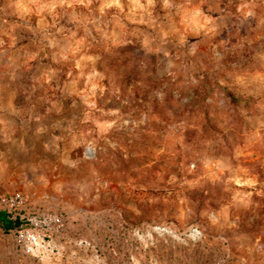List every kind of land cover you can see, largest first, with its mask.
Wrapping results in <instances>:
<instances>
[{"label":"rangeland","instance_id":"374dc122","mask_svg":"<svg viewBox=\"0 0 264 264\" xmlns=\"http://www.w3.org/2000/svg\"><path fill=\"white\" fill-rule=\"evenodd\" d=\"M0 186V264H264V0H0Z\"/></svg>","mask_w":264,"mask_h":264},{"label":"built area","instance_id":"2783aa9c","mask_svg":"<svg viewBox=\"0 0 264 264\" xmlns=\"http://www.w3.org/2000/svg\"><path fill=\"white\" fill-rule=\"evenodd\" d=\"M21 193L0 190V212L17 225L12 229L18 250L25 255L41 256L46 238L62 226L64 217L57 212L38 207L36 210Z\"/></svg>","mask_w":264,"mask_h":264},{"label":"trees","instance_id":"16d2710c","mask_svg":"<svg viewBox=\"0 0 264 264\" xmlns=\"http://www.w3.org/2000/svg\"><path fill=\"white\" fill-rule=\"evenodd\" d=\"M0 222H2L6 229H10L17 225V222H12L7 219L4 213L0 212Z\"/></svg>","mask_w":264,"mask_h":264},{"label":"crops","instance_id":"0c3cea01","mask_svg":"<svg viewBox=\"0 0 264 264\" xmlns=\"http://www.w3.org/2000/svg\"><path fill=\"white\" fill-rule=\"evenodd\" d=\"M0 189H2L3 190V188L0 186ZM3 191H5V190H3ZM7 192V191H6ZM2 213H4V212H2ZM5 214V216L7 217V215H6V213H4ZM8 219V218H7ZM9 220V219H8ZM10 221V220H9ZM2 228H5V226H4V224L2 223V222H0V229L1 230H3ZM6 229V228H5ZM1 233V232H0Z\"/></svg>","mask_w":264,"mask_h":264}]
</instances>
